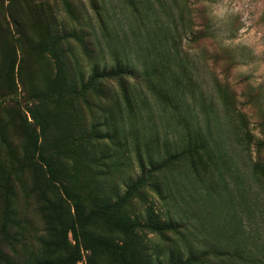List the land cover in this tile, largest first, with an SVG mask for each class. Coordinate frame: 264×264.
<instances>
[{
  "label": "rangeland",
  "instance_id": "374dc122",
  "mask_svg": "<svg viewBox=\"0 0 264 264\" xmlns=\"http://www.w3.org/2000/svg\"><path fill=\"white\" fill-rule=\"evenodd\" d=\"M29 1L33 10L51 5V13L62 19L68 28L78 27L76 16L73 11L68 12L62 0ZM73 2L75 6L83 7L79 8L84 16L82 22L87 29L94 26L97 38L95 36L93 55L75 40L68 47H62L67 48L64 55L72 67L73 74L69 78L83 75L88 79L94 65L110 66L114 63L113 52L121 54L130 50L138 68L126 79L129 87L138 94L137 107L142 114H130L116 81L104 83L107 98L89 93L90 104H86L82 95L77 97L63 91L61 96L51 95L55 99L53 103L46 98L40 109L63 118L70 110L68 104L74 102L87 129L97 123L104 138L100 139L96 151L111 157L110 174L100 178L112 193L122 192L124 184L138 176L135 152L139 147L146 150L155 133L183 137L188 127L192 131L201 130L208 139L217 142L219 155L239 176L243 189L239 192L238 184L225 168L223 177L216 173L214 179L219 187L215 186L211 193L190 167L177 166L169 175L162 176L168 198L161 201L149 192L151 198L160 211H176L184 220L185 229L178 235H170L167 241L149 234L146 238L153 247L151 253L155 258L154 253H160L163 258L174 249L182 251L187 259L192 251L201 258L197 264H264V190L252 178V166L258 162L264 165V147L258 146L264 142V0H97L108 20L104 29L97 23L90 0ZM26 13L28 20L32 14L27 9ZM36 62L35 82L45 88L43 77L47 80L56 78L58 66L49 51ZM1 68L5 70L3 66ZM146 69L150 70L148 78L144 76ZM175 77L181 84L174 80ZM149 82L168 91L178 88L188 91L180 115L165 108V104L155 97ZM19 88L22 89L21 84ZM190 89L195 90V98ZM59 99L62 103L56 104ZM35 103L29 94L20 90L6 109L0 110V119L4 122L14 116V125L6 127L4 138H0V181L9 174V181L17 193L18 215L31 218L24 237L16 243L23 252L34 251L39 246L36 239L46 237L45 224L37 213L39 193L48 196L51 202L56 200L51 186L38 169H21L17 164L10 170L7 166L11 152L15 156L22 153L26 143L25 129L29 123L33 124L29 108ZM108 117H111V124L104 126ZM114 128L117 129L116 137L108 138L106 134L113 133ZM124 130L128 132V140ZM173 148L171 145L172 152ZM125 154L132 158L131 163L125 160ZM66 169L70 175H77L78 190L85 199L88 212L93 200L102 197L95 186L93 173L78 170L77 164L69 158ZM35 173H39L40 187H36L29 205L26 193L31 187L29 179ZM221 178L229 186L223 185ZM228 190L236 197L233 206L228 204L226 197L219 196ZM5 194L2 188V198ZM43 204L44 201L41 206ZM136 206L139 211L144 208L140 202ZM70 209L74 214L71 202L65 212ZM235 212L238 213L236 217ZM68 241L75 244L71 233ZM106 260L102 258V264H107ZM78 264H87L86 258Z\"/></svg>",
  "mask_w": 264,
  "mask_h": 264
},
{
  "label": "trees",
  "instance_id": "16d2710c",
  "mask_svg": "<svg viewBox=\"0 0 264 264\" xmlns=\"http://www.w3.org/2000/svg\"><path fill=\"white\" fill-rule=\"evenodd\" d=\"M62 1L68 7L69 13L73 11L78 27L68 28L62 19L51 13L49 4H45V8L33 10L29 0H0V110L4 111L20 90L29 94L36 102L34 107L29 108L33 124L29 123L30 126L25 129L26 143L22 153L15 156L11 152L7 166L10 170L17 164L21 169H38L56 198L55 202H51L48 196L39 193L37 213L45 224L46 237L36 239L39 246L34 251L23 252L16 243L19 238L24 237L31 218L28 216V220L18 215L15 207L17 193L9 181V174L4 177V183L3 180L0 181V264H78L84 258L87 264H102L104 257L107 264H197L201 258L192 251L187 259L183 257L182 251L174 249L168 251L163 258L156 252V258L153 256V247L148 244L146 237L151 234L167 241L170 235L183 232L185 222L172 209L160 211L149 192H153L161 201H166L169 192L164 187L166 181L162 176L169 175L177 166L190 167L198 179L202 178L209 193L215 190V186L219 187L214 177L216 173L223 177V168L235 179L240 192L243 184L239 182V176L223 156L219 155V146L215 140L208 139L201 130L192 131L188 127L183 137L155 133L152 143H147L146 150L139 147L135 152L140 171L138 176L129 179L122 192L108 191L100 177L110 174L108 168L111 157L96 151L100 139L104 138L97 123L87 129L83 118L74 107V102L68 104L70 110L66 111L63 118L59 115L53 116L47 109L40 108L46 98L53 103L55 99L51 95L56 93L61 96L63 91L77 97L82 95L86 104H90L89 93L107 98L104 83L116 81L130 114L140 115L142 111L138 112V94L129 87L126 79L127 76L130 77L129 74L137 72L138 67L130 50V53L113 52L114 63L110 66L105 64L103 67L94 65L88 79L83 75L80 78H69L73 74L72 67L64 55L67 48L62 47H68L75 40L93 55L97 32L94 26L87 29L82 22L84 16L79 8L83 7L75 6L73 0ZM90 3L97 23L104 29L108 20L102 12L100 2L90 0ZM26 9L32 14L28 20ZM47 51L58 66V74L53 80L43 77L47 86L43 88L35 82L33 72L36 74V60ZM1 66L5 68L4 71ZM149 72L146 69L144 76L149 75ZM174 80L181 84L176 77ZM149 83L155 97L165 104V108H170L176 116L180 115L181 107L187 102L188 91L180 88L168 91L165 87L159 88L152 82ZM191 94L195 98V90H191ZM61 101L57 100L56 104H61ZM143 103L146 104V101ZM16 116L19 117V114ZM13 118L11 115L6 122L0 119V138H4L3 131L6 127L14 125ZM20 119L24 123L25 120L21 117ZM109 124L111 117L106 118L104 126ZM124 132L128 140V132ZM116 135V128L113 133L106 134L108 138H115ZM171 145L174 147L173 152ZM258 146L264 147V142L261 141ZM124 157L131 163L132 158L128 154ZM68 158L74 160L78 170L85 169L91 175L93 173L95 186L102 193L101 198L93 200V206L88 212L85 199L78 190L77 175H70L66 169ZM252 171L253 182L264 190V165L255 163ZM29 180L31 187L26 198L30 205L29 199L33 198L36 187H40L39 173H35ZM222 183L229 186L223 179ZM1 187L6 192L4 198ZM219 196L226 197L228 204H235L233 191L228 190ZM42 201L44 204L41 206ZM70 202L74 214L71 209L70 212H65ZM138 202L144 206L142 211L137 209ZM236 214L238 213L235 212V217ZM69 233L72 234L75 244L68 241Z\"/></svg>",
  "mask_w": 264,
  "mask_h": 264
}]
</instances>
